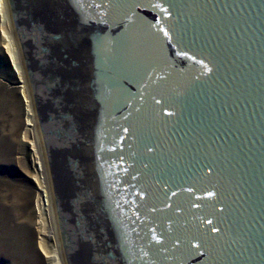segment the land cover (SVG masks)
<instances>
[{
    "label": "water",
    "instance_id": "1",
    "mask_svg": "<svg viewBox=\"0 0 264 264\" xmlns=\"http://www.w3.org/2000/svg\"><path fill=\"white\" fill-rule=\"evenodd\" d=\"M62 264H264V0H5Z\"/></svg>",
    "mask_w": 264,
    "mask_h": 264
},
{
    "label": "rangeland",
    "instance_id": "2",
    "mask_svg": "<svg viewBox=\"0 0 264 264\" xmlns=\"http://www.w3.org/2000/svg\"><path fill=\"white\" fill-rule=\"evenodd\" d=\"M5 12L3 21L9 30ZM3 17L0 4V264H53L45 252L55 246L47 236L52 225L41 207L44 192L36 179L40 174L34 153L23 140L26 102L18 74L3 48Z\"/></svg>",
    "mask_w": 264,
    "mask_h": 264
},
{
    "label": "bare ground",
    "instance_id": "3",
    "mask_svg": "<svg viewBox=\"0 0 264 264\" xmlns=\"http://www.w3.org/2000/svg\"><path fill=\"white\" fill-rule=\"evenodd\" d=\"M1 10H2V17L4 16L3 11L5 12V17H8L7 14V9L5 5V0H2L1 4ZM9 20V18H7ZM5 18H2V34L4 37V44L3 48L5 49V54L9 61H11V65L14 67L15 72L18 74L19 77V82L21 86V94L23 99L26 102V130L23 133V140H26L28 144L31 145V150L34 153V158L36 159L35 164L37 165V169L39 172V176H36L37 181L40 184L41 189H43L44 194L41 196V207H43V211L46 214L47 218L49 219L50 226V233L47 235L49 239H52L55 241V246H53L52 250L50 252L45 251V247L43 244V239L40 238L39 246L41 250L46 253H48V257L53 261V264H62L60 252H59V246H58V241H57V236H56V231H53V215H52V209H51V202H50V196H49V190H48V184H47V179H46V174H45V169L42 161V154L41 150L39 147L38 139H37V134L35 130V124H34V119H33V114H32V109H31V104L29 100V95L27 91V86L26 82L24 79V74L23 70L21 67L20 63V58L18 55V51L13 39V35L11 32V28L9 26L6 28V22H4ZM31 135L30 137L28 135Z\"/></svg>",
    "mask_w": 264,
    "mask_h": 264
},
{
    "label": "snow or ice",
    "instance_id": "4",
    "mask_svg": "<svg viewBox=\"0 0 264 264\" xmlns=\"http://www.w3.org/2000/svg\"><path fill=\"white\" fill-rule=\"evenodd\" d=\"M0 4H2V0H0Z\"/></svg>",
    "mask_w": 264,
    "mask_h": 264
}]
</instances>
